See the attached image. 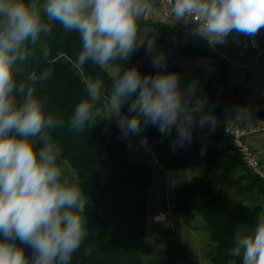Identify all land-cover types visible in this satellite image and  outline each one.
<instances>
[{
  "label": "clouds",
  "instance_id": "clouds-1",
  "mask_svg": "<svg viewBox=\"0 0 264 264\" xmlns=\"http://www.w3.org/2000/svg\"><path fill=\"white\" fill-rule=\"evenodd\" d=\"M167 2L175 23H193V34L211 44L224 43L233 32L255 36L264 29V0ZM147 8L146 0H0V264H71L87 236L89 197L64 176L59 150L48 139L49 130L63 120L46 114L45 101L36 96L37 83L52 70L30 74L27 83H18L14 75L27 57L26 45L50 33L52 21L80 35L78 66L91 62L112 80L110 88L102 79L84 81L86 98L74 110L71 130L92 127L102 108L107 118H116L122 138L138 135L148 124L169 135L175 127L182 146L191 141L197 115L201 127L214 126L215 119L202 111L205 99L195 97V83L182 91L177 73L142 76L116 63L126 62L137 48V21ZM153 51L149 39L146 52ZM165 60L156 53L152 65L160 69ZM125 103L134 115L121 114ZM37 142L43 145L38 150ZM17 241L32 249L31 257ZM230 254L242 256L243 264H264V210L254 225L235 233Z\"/></svg>",
  "mask_w": 264,
  "mask_h": 264
},
{
  "label": "trees",
  "instance_id": "trees-1",
  "mask_svg": "<svg viewBox=\"0 0 264 264\" xmlns=\"http://www.w3.org/2000/svg\"><path fill=\"white\" fill-rule=\"evenodd\" d=\"M44 19L47 21V17ZM148 24L160 29L175 53L207 57L214 62L216 72L207 80L206 93L219 105L217 112L233 110L237 113L238 109H243L240 116L244 121L264 119V107L250 106L239 92L241 85L229 87L231 65L226 58L210 48L185 43L166 23ZM51 25L50 33H42L35 44L26 45L27 57L19 63L20 71L14 75L18 83H27L30 74L39 76L45 69L52 70L47 80L37 83L36 96L45 101L46 114L63 120L62 126L49 130L48 134L58 144L61 157L77 170L75 184L89 197L85 212L87 236L71 264H145L151 253L146 243L149 230L146 193L153 181V171L146 162L133 161L129 139L122 138L116 118H107L101 113L92 127L86 125L79 133L71 130L69 122L74 110L86 98L84 81L89 77L102 79L110 88L112 80L105 69L91 62L78 66L76 61L82 50L80 35L64 30L55 21ZM152 59L153 54L138 69L142 76L156 75ZM116 63L127 69L129 60ZM129 103L123 105L122 115H134L128 112ZM208 131V124L201 127L195 123L192 127L193 134ZM138 135L151 145L162 168H200L218 173V188L202 174L186 179L175 191L173 210L202 217V226L209 236L206 256L212 264H243L242 256L230 254L235 233L255 224L257 215L264 210V200L246 203L236 198L232 189L240 196L259 194L264 197V182L241 164L242 157L229 135L217 128L209 137L210 141L192 136L191 141L182 146L175 127L169 135L162 134L158 126L148 124ZM42 146L40 142L35 144L37 150ZM237 168L240 171L234 175ZM154 228L158 242L164 246V259L159 264L197 263V252L180 230L164 223H157ZM17 244L31 257L30 247L20 245L19 241Z\"/></svg>",
  "mask_w": 264,
  "mask_h": 264
},
{
  "label": "crops",
  "instance_id": "crops-1",
  "mask_svg": "<svg viewBox=\"0 0 264 264\" xmlns=\"http://www.w3.org/2000/svg\"><path fill=\"white\" fill-rule=\"evenodd\" d=\"M148 5L145 14L137 21V37L142 39L145 37L144 33H149L147 30H155L157 38L162 40V54L165 56V64L162 68L174 69V71L181 72L184 82V89L187 90L190 84L195 83V97L203 98L206 104L203 108V113L208 109L212 111L210 114L215 119L214 126L208 124L209 131L206 134L200 132L192 133L195 139L197 136H212L214 130L221 128L222 130L228 124H239L250 126L253 122H258L261 119H253L250 121L242 120L240 115H237L233 110L218 111V104L212 103L206 93V85L208 78L216 72L214 62L207 57H192L184 56L175 53L167 38L162 37V32L155 24L151 23H166L173 27L180 35L181 39L187 44L201 45L210 48L226 58L231 65V75L229 87L241 85L239 92L250 106H263L264 107V62L258 53L254 50L245 51L234 45L231 41L225 39L222 44H211L206 38L193 34L195 25L191 22H177L175 23L169 15V10L164 9L158 0H146ZM146 23V24H141ZM175 23V24H174ZM146 30V31H145ZM144 33H143V32ZM168 41V43L165 42ZM260 42L264 44V36L260 37ZM156 42H154L155 44ZM151 54H156L154 51ZM195 66L194 70L191 65ZM208 107V108H207ZM199 115L196 116V118ZM199 121V119H198ZM196 119V123H198ZM195 124V123H194ZM196 136V137H195ZM249 141L252 146L257 150L260 157L264 160V131H253L249 134ZM211 262V261H210ZM212 263V262H211Z\"/></svg>",
  "mask_w": 264,
  "mask_h": 264
},
{
  "label": "rangeland",
  "instance_id": "rangeland-1",
  "mask_svg": "<svg viewBox=\"0 0 264 264\" xmlns=\"http://www.w3.org/2000/svg\"><path fill=\"white\" fill-rule=\"evenodd\" d=\"M40 3H43V0H39ZM146 31V30H145ZM149 33H144L145 37L142 39L137 38L138 46L134 52L130 54L128 57L129 63L127 65V69L129 68H136L137 70L142 66L145 65L149 58L150 53L146 52L147 49V40L152 39L154 42V52L162 54V40H159L157 36V32L153 29L147 30ZM137 37H140L137 35ZM168 43L167 40H165ZM140 43V44H139ZM152 64V62H151ZM153 67V65H152ZM154 68V67H153ZM194 64L191 65V69L194 70ZM172 69L168 68H154V71L160 72H173ZM180 79V88L185 91L183 78L181 76V72H176ZM213 103V102H212ZM215 104V103H214ZM219 107V105H218ZM208 108V107H207ZM209 109L204 112L206 114L210 113ZM101 113L108 115L106 109L101 110ZM122 114V113H121ZM200 117H197V121ZM262 121L264 119H261ZM260 120V121H261ZM196 137V136H195ZM199 140H206L207 142L211 139L209 136H197ZM48 139L51 143H53L57 149L59 150V156L57 159V164L61 167L64 176L69 179L71 182L75 183L77 181V173L75 170L65 159L62 158L60 155V148L58 144L51 139L48 134ZM128 139L130 142V146L132 149V159L134 162H146L153 171V181L152 184L146 193L147 205L149 210V230L146 236V243L151 250L149 257L146 258L145 264H159L164 259V246L158 242L157 239V232L155 230V225L157 223H164L166 225L172 226L177 228L182 233L183 237L188 240L192 246L194 247L195 251L198 254V259L196 264H212L209 258L206 256V251L208 250L209 246V236L208 233L203 228V220L200 215H187L184 213L176 212L173 210V196L175 195L176 189L183 184L186 179L191 178L195 174H202L212 180L213 184L218 188L220 186L219 181L217 180L218 173L217 172H210L206 169H198V168H189V169H165L160 167L153 154L152 147L149 143L143 140L142 137L139 135H133L129 133ZM242 165L246 169V165L244 164L243 159ZM240 171L237 168L234 171V175H236ZM233 194L236 195V198L243 200L246 203H253V202H261L264 200V197L256 194L254 196H250L249 194L245 196H240L235 193V189H232ZM164 212L166 215V219L162 222L155 221V215L158 213ZM156 223V224H155ZM233 264V263H230Z\"/></svg>",
  "mask_w": 264,
  "mask_h": 264
},
{
  "label": "built area",
  "instance_id": "built-area-1",
  "mask_svg": "<svg viewBox=\"0 0 264 264\" xmlns=\"http://www.w3.org/2000/svg\"><path fill=\"white\" fill-rule=\"evenodd\" d=\"M158 1L164 9L169 10L170 5H168L167 0ZM261 36H264V29H261L255 36L233 32L226 39L245 51H256L264 62V44L260 42ZM258 130L264 131V120L253 122L250 126L228 124L223 129L229 135L230 142L239 151L244 164L264 182V160L248 139L251 132ZM165 219L164 212L160 211L155 215V221L162 222Z\"/></svg>",
  "mask_w": 264,
  "mask_h": 264
}]
</instances>
